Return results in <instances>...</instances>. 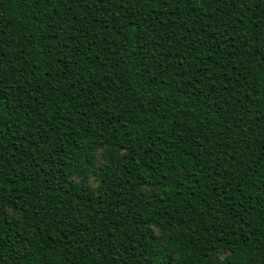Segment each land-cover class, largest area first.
Wrapping results in <instances>:
<instances>
[{
    "label": "trees",
    "instance_id": "obj_1",
    "mask_svg": "<svg viewBox=\"0 0 264 264\" xmlns=\"http://www.w3.org/2000/svg\"><path fill=\"white\" fill-rule=\"evenodd\" d=\"M0 264H264V0H0Z\"/></svg>",
    "mask_w": 264,
    "mask_h": 264
},
{
    "label": "rangeland",
    "instance_id": "obj_2",
    "mask_svg": "<svg viewBox=\"0 0 264 264\" xmlns=\"http://www.w3.org/2000/svg\"><path fill=\"white\" fill-rule=\"evenodd\" d=\"M107 157H108V152L106 151V149H102V150L97 151V152L94 153L93 157L91 158V162H92V164L94 166H98L102 162H104ZM89 181L93 185H97L98 184V178H96V175L91 174V176L89 178Z\"/></svg>",
    "mask_w": 264,
    "mask_h": 264
}]
</instances>
